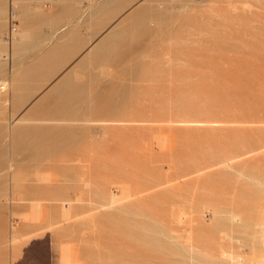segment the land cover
I'll list each match as a JSON object with an SVG mask.
<instances>
[{
    "label": "rangeland",
    "instance_id": "1",
    "mask_svg": "<svg viewBox=\"0 0 264 264\" xmlns=\"http://www.w3.org/2000/svg\"><path fill=\"white\" fill-rule=\"evenodd\" d=\"M263 235L264 0H0V264H254Z\"/></svg>",
    "mask_w": 264,
    "mask_h": 264
},
{
    "label": "bare ground",
    "instance_id": "2",
    "mask_svg": "<svg viewBox=\"0 0 264 264\" xmlns=\"http://www.w3.org/2000/svg\"><path fill=\"white\" fill-rule=\"evenodd\" d=\"M14 18H10L9 22L11 24V22L13 21ZM15 25H12V29H9V32L7 33V35L5 36V42L7 44H10L13 40H14V33H16V28L14 27ZM20 122V121H19ZM264 236V235H263ZM226 255V254H224ZM241 259V258H240ZM252 259L254 260V264H264V256H257L256 254H252ZM217 261V260H216ZM227 262V260H225ZM219 262H221L220 264H223L222 261L220 260ZM225 262V263H226ZM229 262V261H228ZM231 262V261H230ZM241 263V262H239Z\"/></svg>",
    "mask_w": 264,
    "mask_h": 264
},
{
    "label": "crops",
    "instance_id": "3",
    "mask_svg": "<svg viewBox=\"0 0 264 264\" xmlns=\"http://www.w3.org/2000/svg\"><path fill=\"white\" fill-rule=\"evenodd\" d=\"M45 18L47 19L48 23L52 20V16H49V15H46Z\"/></svg>",
    "mask_w": 264,
    "mask_h": 264
},
{
    "label": "built area",
    "instance_id": "4",
    "mask_svg": "<svg viewBox=\"0 0 264 264\" xmlns=\"http://www.w3.org/2000/svg\"><path fill=\"white\" fill-rule=\"evenodd\" d=\"M12 25H13V24L10 25V30L12 29Z\"/></svg>",
    "mask_w": 264,
    "mask_h": 264
}]
</instances>
